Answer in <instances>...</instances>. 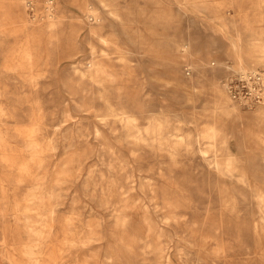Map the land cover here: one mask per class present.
Instances as JSON below:
<instances>
[{
  "label": "rangeland",
  "instance_id": "1",
  "mask_svg": "<svg viewBox=\"0 0 264 264\" xmlns=\"http://www.w3.org/2000/svg\"><path fill=\"white\" fill-rule=\"evenodd\" d=\"M85 3L0 0V264H264V0Z\"/></svg>",
  "mask_w": 264,
  "mask_h": 264
},
{
  "label": "built area",
  "instance_id": "2",
  "mask_svg": "<svg viewBox=\"0 0 264 264\" xmlns=\"http://www.w3.org/2000/svg\"><path fill=\"white\" fill-rule=\"evenodd\" d=\"M224 85L231 99L236 102L251 106L264 103V73L260 71L236 73Z\"/></svg>",
  "mask_w": 264,
  "mask_h": 264
},
{
  "label": "bare ground",
  "instance_id": "3",
  "mask_svg": "<svg viewBox=\"0 0 264 264\" xmlns=\"http://www.w3.org/2000/svg\"><path fill=\"white\" fill-rule=\"evenodd\" d=\"M78 1H79V0H78ZM76 2H77V1H76ZM86 3H87V0H86ZM86 3H85V4H86ZM197 3H198V2H197ZM106 5H107V4H106ZM85 9H86V7H85ZM1 25H2V24H1ZM3 25H4V24H3ZM53 25H54V24L52 23L51 28L53 27ZM3 27H4V26H3ZM0 28H1V27H0ZM7 31H8V30H7ZM2 33H3V32H2ZM4 35H5V34H4ZM151 35H152V34H151ZM147 36H148V35H147ZM149 37H150V36H149ZM152 37H154V36H152ZM261 37L263 38V36H261ZM0 38H1V37H0ZM2 38H3V37H2ZM2 38H1V39H2ZM259 38H260V37H259ZM262 38H261V39H262ZM1 39H0V40H1ZM3 39H4V38H3ZM144 39H145V38H144ZM149 39H150V38H149ZM151 40H152V39H151ZM3 41H4V40H3ZM263 41H264V40H263ZM254 42H255V41H254ZM144 43H145V42H144ZM153 44H154V43H153ZM4 45H5V44H4ZM149 46H150V45H149ZM3 47H4V46H3ZM151 47H152V46H151ZM148 48H149V47H148ZM154 48H155V47H154ZM2 49H3V48H2ZM253 49H254V48H253ZM153 50H154V49H152V51H153ZM155 50H156V49H155ZM257 50H258V48H257ZM257 50H255V52H256ZM156 51H157V50H156ZM249 51H250V50H249ZM253 51H254V50H253ZM255 52H253L254 55H256ZM251 53H252V52H251ZM248 54H249V52L246 54V55L249 57ZM250 55H251V54H250ZM252 55H253V54H252ZM258 55H259V54H258ZM31 56H32V55H31ZM256 56H257V55H256ZM256 56H255V57H252V56H251L252 58H251V57H250V58L253 59V58H256ZM23 57H25V56H23ZM262 57H263V56H262ZM32 58H33V57H32ZM26 59H27V58H26ZM26 59H25V60H26ZM247 59H248V58H247ZM263 59H264V58H263ZM31 60H32V59H31ZM29 61H30V60H29ZM29 61L27 60L26 62H29ZM95 63H96V62H95ZM95 63H94V64H95ZM24 64H25V63H24ZM102 65H103V64H102ZM92 66H93V65H92ZM104 66H105V65H104ZM8 67H9V66H8ZM10 67H11V65H10ZM98 67H99L98 69H99L100 71H103V70H104L102 66L99 65ZM22 68H23V67H22ZM24 68H26V67L24 66ZM29 69H30V68H29ZM96 70H97V68H96ZM99 70H98V72H99ZM96 75H97V74H96ZM99 75H100V74H99ZM104 75H105V74H104ZM97 76H98V75H97ZM102 77H103V76H102ZM105 77H106V76H105ZM221 101H222L223 104H227V103H229V99H228L227 97H225V96L222 97ZM33 133H34V132H33ZM231 164H232L231 162H229V164L227 163V165H231ZM23 166H24V165H23ZM229 168H230V167H229ZM35 198H36V197H35ZM36 213H37V212H36ZM39 217H40V216H39ZM36 225H37V224H36ZM31 226H32V225H31ZM33 227H34V226H33ZM51 227H52V226H51ZM42 228H43V227H42ZM45 228H46V227H45ZM48 228H49V227H48ZM37 240H38V239H37ZM31 254H32V253H31Z\"/></svg>",
  "mask_w": 264,
  "mask_h": 264
}]
</instances>
